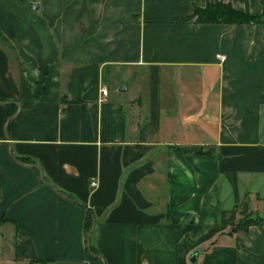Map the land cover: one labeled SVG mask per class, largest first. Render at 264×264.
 Wrapping results in <instances>:
<instances>
[{
    "label": "crops",
    "instance_id": "0c3cea01",
    "mask_svg": "<svg viewBox=\"0 0 264 264\" xmlns=\"http://www.w3.org/2000/svg\"><path fill=\"white\" fill-rule=\"evenodd\" d=\"M209 1L0 0V264H264L221 223L264 213V23Z\"/></svg>",
    "mask_w": 264,
    "mask_h": 264
},
{
    "label": "trees",
    "instance_id": "16d2710c",
    "mask_svg": "<svg viewBox=\"0 0 264 264\" xmlns=\"http://www.w3.org/2000/svg\"><path fill=\"white\" fill-rule=\"evenodd\" d=\"M193 16L196 18L197 23H228L239 26L243 24L256 25L263 22V14H253L249 9L240 10L230 2L221 0L209 1L205 6L195 5ZM0 38H4L1 30ZM238 215L242 217L238 219ZM94 220V214L91 209L87 208L85 220L87 234L91 230ZM221 223L231 225L229 233L233 234L241 229H247L251 225L264 224V217L261 215L253 216L249 210L248 202L243 201L236 208L222 210ZM93 251L94 246L90 244V252Z\"/></svg>",
    "mask_w": 264,
    "mask_h": 264
},
{
    "label": "water",
    "instance_id": "95a60500",
    "mask_svg": "<svg viewBox=\"0 0 264 264\" xmlns=\"http://www.w3.org/2000/svg\"><path fill=\"white\" fill-rule=\"evenodd\" d=\"M33 7L35 9H37V8L40 7V4L39 3H33ZM263 21H264V14H263ZM122 86L125 87L124 84H122L121 87ZM94 225H95V222L93 224V227H94ZM93 227L91 228V230L88 233V246H90V243H91V234H92ZM197 258H198V251H195V252L192 253L191 258H190L192 264L196 263Z\"/></svg>",
    "mask_w": 264,
    "mask_h": 264
},
{
    "label": "built area",
    "instance_id": "2783aa9c",
    "mask_svg": "<svg viewBox=\"0 0 264 264\" xmlns=\"http://www.w3.org/2000/svg\"><path fill=\"white\" fill-rule=\"evenodd\" d=\"M218 58L223 61V60L226 59V55L225 54H218ZM102 91H103L104 95L108 94V89L107 88H103ZM91 184H92V186H97L98 182L95 179H93Z\"/></svg>",
    "mask_w": 264,
    "mask_h": 264
},
{
    "label": "rangeland",
    "instance_id": "374dc122",
    "mask_svg": "<svg viewBox=\"0 0 264 264\" xmlns=\"http://www.w3.org/2000/svg\"><path fill=\"white\" fill-rule=\"evenodd\" d=\"M261 23H264V21L263 22H261ZM253 216H258V215H264V213L263 212H254L253 214H252ZM240 215H238V217H239Z\"/></svg>",
    "mask_w": 264,
    "mask_h": 264
}]
</instances>
